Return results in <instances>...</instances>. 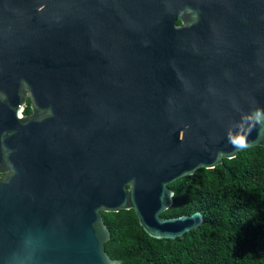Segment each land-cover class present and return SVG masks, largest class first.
<instances>
[{"label":"water","instance_id":"obj_1","mask_svg":"<svg viewBox=\"0 0 264 264\" xmlns=\"http://www.w3.org/2000/svg\"><path fill=\"white\" fill-rule=\"evenodd\" d=\"M256 107L264 0H0V264H119L102 212L199 227L161 215L169 183L234 158L226 130Z\"/></svg>","mask_w":264,"mask_h":264},{"label":"trees","instance_id":"obj_2","mask_svg":"<svg viewBox=\"0 0 264 264\" xmlns=\"http://www.w3.org/2000/svg\"><path fill=\"white\" fill-rule=\"evenodd\" d=\"M169 186L173 203L161 215L200 211L203 223L175 239H158L132 209L102 212L110 257L119 264H264V146L242 149Z\"/></svg>","mask_w":264,"mask_h":264},{"label":"clouds","instance_id":"obj_3","mask_svg":"<svg viewBox=\"0 0 264 264\" xmlns=\"http://www.w3.org/2000/svg\"><path fill=\"white\" fill-rule=\"evenodd\" d=\"M258 127L264 132V108L261 107L249 112H241L240 119L232 122L226 130L227 139L233 147L244 149L248 147V136Z\"/></svg>","mask_w":264,"mask_h":264},{"label":"flooded vegetation","instance_id":"obj_4","mask_svg":"<svg viewBox=\"0 0 264 264\" xmlns=\"http://www.w3.org/2000/svg\"><path fill=\"white\" fill-rule=\"evenodd\" d=\"M32 112L31 105H30V99L27 98L25 103L22 105L20 109V116L23 115H28ZM0 177H2V174H0Z\"/></svg>","mask_w":264,"mask_h":264}]
</instances>
